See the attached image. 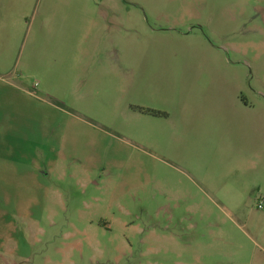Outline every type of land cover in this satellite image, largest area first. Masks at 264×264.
I'll list each match as a JSON object with an SVG mask.
<instances>
[{
    "label": "rangeland",
    "instance_id": "rangeland-1",
    "mask_svg": "<svg viewBox=\"0 0 264 264\" xmlns=\"http://www.w3.org/2000/svg\"><path fill=\"white\" fill-rule=\"evenodd\" d=\"M3 112L0 264H264V0H0Z\"/></svg>",
    "mask_w": 264,
    "mask_h": 264
},
{
    "label": "crops",
    "instance_id": "crops-1",
    "mask_svg": "<svg viewBox=\"0 0 264 264\" xmlns=\"http://www.w3.org/2000/svg\"><path fill=\"white\" fill-rule=\"evenodd\" d=\"M11 84L17 86V88H21L20 82H14ZM3 100H4L5 105H9L11 102L9 98L2 99V101ZM24 118H25V115L19 114V113L11 114L8 112H3L2 114H0V152L9 154L8 155L9 162H10V158L11 157L14 158L16 154L19 156V158L21 155L22 162H24L25 146H23L22 144L24 143L25 139L23 136L24 134L23 135L21 134L22 125L20 124V121L24 120ZM38 155L40 156L39 153ZM28 158H29V161L34 162L36 168L41 169L37 177L36 175H34V177L38 179V177H41L42 175L43 168H41L42 163L39 160V157L36 156V151H34L31 155H29ZM49 167L50 169L51 168L53 169V165L51 163ZM47 176L48 174H46V177ZM259 215L260 216H257L258 233H260L261 238L264 239V210Z\"/></svg>",
    "mask_w": 264,
    "mask_h": 264
},
{
    "label": "built area",
    "instance_id": "built-area-1",
    "mask_svg": "<svg viewBox=\"0 0 264 264\" xmlns=\"http://www.w3.org/2000/svg\"><path fill=\"white\" fill-rule=\"evenodd\" d=\"M259 210H262L264 208V200L263 199H259L258 201V205H257Z\"/></svg>",
    "mask_w": 264,
    "mask_h": 264
}]
</instances>
